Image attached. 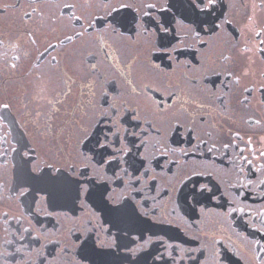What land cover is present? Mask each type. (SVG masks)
<instances>
[{
    "label": "flooded vegetation",
    "instance_id": "1",
    "mask_svg": "<svg viewBox=\"0 0 264 264\" xmlns=\"http://www.w3.org/2000/svg\"><path fill=\"white\" fill-rule=\"evenodd\" d=\"M0 15V264H264V0Z\"/></svg>",
    "mask_w": 264,
    "mask_h": 264
},
{
    "label": "rangeland",
    "instance_id": "2",
    "mask_svg": "<svg viewBox=\"0 0 264 264\" xmlns=\"http://www.w3.org/2000/svg\"><path fill=\"white\" fill-rule=\"evenodd\" d=\"M3 16H5V15H0V20L1 21L4 19ZM80 131H81V129H80ZM82 135H83V132H81V136ZM79 138H80V136L77 135V136H74V137H70V138H65L64 139L63 144H64L65 149H64L63 157L65 158V160L67 162H69L70 159L72 158V157L69 156L70 153H68V151H71L73 154L75 153V147L73 146V144L77 145ZM40 146L44 147V145H40ZM46 147L50 148V146H46Z\"/></svg>",
    "mask_w": 264,
    "mask_h": 264
},
{
    "label": "snow or ice",
    "instance_id": "3",
    "mask_svg": "<svg viewBox=\"0 0 264 264\" xmlns=\"http://www.w3.org/2000/svg\"><path fill=\"white\" fill-rule=\"evenodd\" d=\"M214 2V0H209V3L211 4V3H213ZM122 7H124L123 5H122ZM164 31L165 32H167V31H169L168 29H164ZM73 171H75V168L73 167ZM144 175H147V173H145ZM137 183H139V180H137ZM205 185H201V189H202V191H201V193H200V195H203V189H205ZM195 191V190H194Z\"/></svg>",
    "mask_w": 264,
    "mask_h": 264
}]
</instances>
